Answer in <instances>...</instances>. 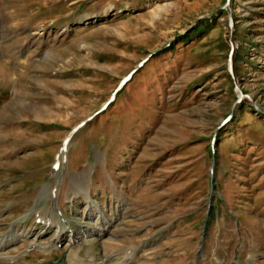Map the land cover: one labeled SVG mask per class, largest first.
<instances>
[{"label":"rangeland","instance_id":"obj_1","mask_svg":"<svg viewBox=\"0 0 264 264\" xmlns=\"http://www.w3.org/2000/svg\"><path fill=\"white\" fill-rule=\"evenodd\" d=\"M57 209L107 235L31 247ZM11 225L25 264L141 243L129 264H264V0H0L2 240Z\"/></svg>","mask_w":264,"mask_h":264},{"label":"bare ground","instance_id":"obj_2","mask_svg":"<svg viewBox=\"0 0 264 264\" xmlns=\"http://www.w3.org/2000/svg\"><path fill=\"white\" fill-rule=\"evenodd\" d=\"M59 163V161H58ZM46 213V211H44ZM41 214V213H40ZM40 221L44 224V226L54 227L55 228V235H54V242L53 245H45L43 243L39 242H33L31 244L36 246L38 249L43 250H49V248H53L54 245L57 243L59 244L60 241L66 240L67 243H73L77 242L78 245L85 244V242L91 240L92 238H101L107 235V230L109 228V222L105 219L102 220V223L99 225V228L97 230H83L79 233H76L72 230H64V228L61 226L60 220L56 219L55 217H49L47 218V215L45 214L44 217L40 216ZM111 225V224H110ZM11 234L9 235L10 240H2L0 238V264H25L23 263V260L19 258V256L16 255H7L5 253V250L7 247L12 245L14 241L20 240L21 235L17 234L15 230V225H11ZM13 228V229H12ZM74 244V243H73ZM30 245V244H29ZM82 246V245H81ZM73 258L70 257L71 260H69L70 264H99L98 260H90L89 262H86V260H76V258L79 256L78 253H75ZM79 258V257H78Z\"/></svg>","mask_w":264,"mask_h":264}]
</instances>
